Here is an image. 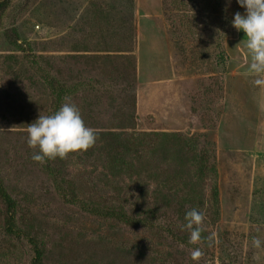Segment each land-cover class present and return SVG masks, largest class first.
<instances>
[{
	"label": "rangeland",
	"instance_id": "1",
	"mask_svg": "<svg viewBox=\"0 0 264 264\" xmlns=\"http://www.w3.org/2000/svg\"><path fill=\"white\" fill-rule=\"evenodd\" d=\"M238 11L235 0H0V178L23 231L6 232L0 201V264H32L29 236L45 264H264V85L231 25ZM46 77L79 86L62 103L96 134L50 170L27 144L28 125L52 112ZM100 131L138 150L110 170ZM166 203L183 209L170 211L174 237L91 212ZM193 209L196 242L183 227Z\"/></svg>",
	"mask_w": 264,
	"mask_h": 264
},
{
	"label": "clouds",
	"instance_id": "2",
	"mask_svg": "<svg viewBox=\"0 0 264 264\" xmlns=\"http://www.w3.org/2000/svg\"><path fill=\"white\" fill-rule=\"evenodd\" d=\"M244 11L236 12L231 25L238 32L245 34L246 48L250 55L248 71L252 74L255 85H264V0H235ZM232 0H226V8ZM27 144L37 150L32 160L46 163L57 158L65 159L70 153L86 152L96 142L95 131L87 127L78 107L70 100L66 101L54 113L46 116L39 115L38 119L28 125ZM187 224L183 227L191 230V241L200 239L199 225L204 217L193 209L185 214ZM194 225L196 226L194 228ZM259 239L253 240L254 247H261ZM199 250L193 253L198 257Z\"/></svg>",
	"mask_w": 264,
	"mask_h": 264
},
{
	"label": "trees",
	"instance_id": "3",
	"mask_svg": "<svg viewBox=\"0 0 264 264\" xmlns=\"http://www.w3.org/2000/svg\"><path fill=\"white\" fill-rule=\"evenodd\" d=\"M219 57L223 60L222 62L226 63L224 61L226 59V51L224 49L220 51ZM42 74L43 73H41V75ZM42 76L44 77V75ZM45 79L48 81V85H50L51 88L50 96L52 100V112H50V114H52L61 107L63 100L67 99V95L72 96L76 94L75 89L79 86L61 84L54 77H51L50 79L46 77ZM102 84L104 85L105 83L102 82ZM98 134L107 142L105 143L104 149L110 170H114V168L118 167V164L125 162L124 158L126 154L131 152L135 153L138 150L136 147L139 145V142H135L131 137H124L121 133L116 131H100ZM50 163L51 160L46 163L47 170L52 169ZM0 201L3 206L6 232L12 236L20 238L23 235V231L17 225V217L20 212L19 204L8 192L1 178ZM182 210L183 209L181 208L176 209L172 203H166L164 205L159 204L145 208L136 215H131L127 211L115 207H107L103 210L91 209V212H96L103 216L114 217L134 226L142 225L148 226L149 228H158L174 237L176 231L172 226L178 227V223L170 216V211L180 214ZM29 241L34 251L32 264H45L44 250L41 247L40 241L33 236H29Z\"/></svg>",
	"mask_w": 264,
	"mask_h": 264
}]
</instances>
